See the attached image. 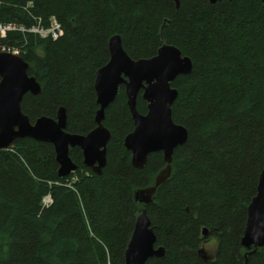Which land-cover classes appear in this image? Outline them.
Listing matches in <instances>:
<instances>
[{"label": "trees", "instance_id": "16d2710c", "mask_svg": "<svg viewBox=\"0 0 264 264\" xmlns=\"http://www.w3.org/2000/svg\"><path fill=\"white\" fill-rule=\"evenodd\" d=\"M53 17L63 28L56 39L19 29L0 37L41 84V94L22 101L31 122L56 117L64 106L68 132L94 129L96 73L119 34L133 59L156 55L163 43L192 59V71L172 82L179 91L172 116L188 140L144 205L134 191L154 184L164 155L152 152L143 168L133 166L124 145L134 124L123 84L105 111L112 136L100 174L74 147L77 169L59 176L51 143L17 139L0 151V264H124L143 207L166 248L147 264H264V247L250 253L242 244L264 168V0H180L179 8L175 0H0V24L47 27ZM142 93L137 109L146 113ZM207 238L217 249L205 260L199 250Z\"/></svg>", "mask_w": 264, "mask_h": 264}, {"label": "water", "instance_id": "95a60500", "mask_svg": "<svg viewBox=\"0 0 264 264\" xmlns=\"http://www.w3.org/2000/svg\"><path fill=\"white\" fill-rule=\"evenodd\" d=\"M209 1L215 3L218 0ZM175 2L179 8L180 0ZM109 52L110 58L98 69L94 83L99 105L96 127L87 134H78L66 130L68 116L64 106L58 109L56 117L42 115L31 122L22 110V101L27 93L41 94V84L29 74L30 64L21 54L0 51V149L9 147L20 138L49 142L54 146L59 164L58 175L67 176L78 167L70 156V149L79 147L83 163L100 174L107 163V146L112 136L104 124L105 111L123 84L134 124L124 139V145L131 152L133 166L143 168L152 152L162 151L164 155L165 167L157 174L154 184L136 188L133 194L138 204L149 205L159 186L171 175L175 149L188 140L187 128L175 122L172 116V106L179 93L172 82L179 75L190 73L193 61L171 43H163L152 57L133 59L125 50L119 34L110 37ZM141 90L147 102L146 113L137 109V96ZM207 234L208 229L204 228L203 235ZM157 241L147 208L143 207L136 218L124 264H147L151 258H163L166 248ZM242 244L250 253L264 247V168L257 194L248 206ZM199 253L208 259L204 246Z\"/></svg>", "mask_w": 264, "mask_h": 264}, {"label": "built area", "instance_id": "2783aa9c", "mask_svg": "<svg viewBox=\"0 0 264 264\" xmlns=\"http://www.w3.org/2000/svg\"><path fill=\"white\" fill-rule=\"evenodd\" d=\"M51 24L50 27L48 28H44L41 24L40 21L38 22L37 25L32 26L29 29H26L23 26H18L15 23H7V24H0V36L4 37L6 35V32L8 30H22V31H33L36 33H40L43 36H52L53 39H56L57 37H59L60 35L63 34V28L61 27V24L55 20V19H50ZM38 27V28H36ZM1 151V149H0ZM51 200L50 195H48L47 197H45L44 202H49Z\"/></svg>", "mask_w": 264, "mask_h": 264}, {"label": "bare ground", "instance_id": "6f19581e", "mask_svg": "<svg viewBox=\"0 0 264 264\" xmlns=\"http://www.w3.org/2000/svg\"><path fill=\"white\" fill-rule=\"evenodd\" d=\"M52 19H55V20H57L56 18H52ZM58 21V20H57ZM59 22V21H58ZM50 24H51V21H50ZM50 24H49V26H47V27H44V28H48V27H50ZM31 32H33V31H31ZM33 33H35V34H38L39 36H41V37H44V38H46V37H52V36H43L42 34H40V33H36V32H33ZM6 34H7V32H6ZM6 36V35H5ZM4 36V37H5ZM1 37V36H0ZM0 51H10V52H15V53H19V51L17 50V49H11V47H6V46H2V45H0ZM20 54V53H19ZM184 54V53H183ZM184 55H186V54H184ZM99 106V105H98ZM11 146L12 145H10L9 147H7V148H4V149H1V151L2 150H8V149H10L11 148ZM48 195H50V198H51V200L49 201V202H44V199H45V197H47ZM52 202V197H51V194H47L46 196H44V198H43V205H45V206H48L50 203Z\"/></svg>", "mask_w": 264, "mask_h": 264}, {"label": "rangeland", "instance_id": "374dc122", "mask_svg": "<svg viewBox=\"0 0 264 264\" xmlns=\"http://www.w3.org/2000/svg\"><path fill=\"white\" fill-rule=\"evenodd\" d=\"M36 28H38V27H36ZM204 247H205L208 255L213 257L216 254L217 240L215 238H207L206 241L204 242Z\"/></svg>", "mask_w": 264, "mask_h": 264}]
</instances>
